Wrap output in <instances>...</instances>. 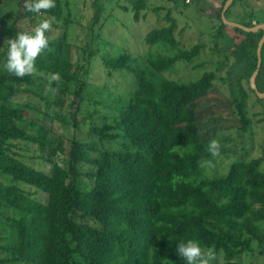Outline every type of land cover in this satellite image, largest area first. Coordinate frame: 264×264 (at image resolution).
Returning a JSON list of instances; mask_svg holds the SVG:
<instances>
[{
  "label": "trees",
  "instance_id": "obj_1",
  "mask_svg": "<svg viewBox=\"0 0 264 264\" xmlns=\"http://www.w3.org/2000/svg\"><path fill=\"white\" fill-rule=\"evenodd\" d=\"M179 1L174 0L176 4ZM25 2L17 0L19 10L7 25L8 39L29 31L17 26L22 18L32 21L54 16L58 20L64 15L62 0H55L56 7L43 14L27 12ZM131 2L133 17L138 20L148 6L147 0ZM164 18L168 25L149 30L144 40L176 47V21L169 11ZM219 19L221 33L217 36L225 39L227 25L221 13ZM69 21L65 20L60 35L46 34L55 39H50V50L38 57L36 68L49 77L59 73L62 82L80 84L77 66L66 58ZM234 29L242 38L234 44L232 53L242 50L246 54L250 76L256 68V48L263 30ZM7 49L8 45L0 67V173L11 180L0 181V214L8 211L4 218L10 234L7 244L0 247L11 256L3 262L185 264L175 249L187 239L213 247L215 253L223 255L224 264H241L237 260L241 254L256 248L264 252L263 157L235 160L225 174L212 178H201L200 166V160L208 154V140L224 129L214 124L221 114L212 107L216 103L221 109L232 110L240 122L239 130H245L251 122L247 98L250 91H255L252 87L246 90L237 80L232 95L221 94L212 84L216 78L213 71H204L188 82L165 79L157 87L136 64L135 57L120 52L101 59L108 76L114 70L126 69L135 78V87L116 124L104 123L88 130L96 136L98 146L61 135L53 140L50 128L31 113L34 106L17 98L33 96L31 87L36 77L21 79L8 74L3 67ZM200 49V44H194L172 56L157 53L147 61L156 71H165L177 60L191 62ZM262 67L261 62L255 77L259 91H264V82L262 87L257 85ZM51 86L58 87V82H51ZM216 90L222 96H212L213 105L206 103ZM13 141L53 147L68 157L69 166L55 162L50 173L34 168L10 150ZM105 144L116 148L108 149ZM82 162L94 167L86 172L92 178L90 187H84L78 178L77 164ZM20 184L45 193V201Z\"/></svg>",
  "mask_w": 264,
  "mask_h": 264
},
{
  "label": "rangeland",
  "instance_id": "obj_2",
  "mask_svg": "<svg viewBox=\"0 0 264 264\" xmlns=\"http://www.w3.org/2000/svg\"><path fill=\"white\" fill-rule=\"evenodd\" d=\"M62 1L64 15L56 20L48 34L60 35L65 20L69 18L67 42L70 48L66 58L77 66L76 75L81 83L59 81L58 87H52L49 75L37 71L34 74L36 81L31 87L34 90L33 96L17 97L34 106L31 113L40 117L42 123L50 128L53 140L61 135L66 139L75 137L78 140H89L98 146L96 136L90 135L88 130L104 123L116 124L119 111L127 104L128 94L135 87V78L126 69L114 70L108 76L101 59L115 57L120 52H129L135 57L136 64L157 87L165 79L180 82L196 80L204 71L215 72L216 78L212 84L221 94L232 95L237 80L246 90H249L248 86L251 87L252 74L248 76L246 54L242 50L232 53L234 44L242 38L241 33L234 26L226 24L224 31L227 38L223 39L220 34L217 36L222 0H180L178 4L174 0H147L148 6L141 11L138 20L133 17L131 0ZM16 10H19L17 0H0V67L8 39L7 25L13 20ZM168 11L176 21L174 35L179 45L175 47L163 41L147 44L144 37L149 30L168 25L169 22L164 18ZM224 17L225 20L240 24L251 22V26L259 23L252 21L254 18L264 22V0H233ZM42 19L45 18H35L32 21L22 18L17 26L30 31ZM258 30L262 29L256 31ZM194 44H200L201 49L191 62L177 60L170 69L156 71L147 61L148 57L157 53L172 56L179 49H189ZM261 62L263 67L257 80L258 87H262L264 82V47L261 49ZM219 91L211 92V99L206 103L213 105L212 96H222ZM214 106L212 108L218 109L221 114L219 119L214 120V124L224 128L212 137L220 141L221 155L213 158L208 152L200 160L201 178L225 174L230 164L238 159H264V96L255 91L248 93L247 115L251 122L245 130H239L240 122L232 110L221 109L216 103ZM203 109L207 108L204 106ZM211 140H208L207 149ZM13 142L15 145L10 150L16 151L34 168L50 173L55 162L65 168L69 166L68 157L55 151L53 147H40L24 141ZM105 147L116 148L114 144H105ZM208 161H212V167L207 166ZM260 169L264 171V160ZM93 170L94 167L90 164H77L78 178L84 187H90L92 178L86 172ZM10 180L9 176L0 173V181L8 183ZM20 186L32 192L39 200L45 201V193L25 184ZM7 213L4 210L0 214V246H5L9 241V227L4 218ZM10 256L0 247V264H13L3 262ZM237 260L241 264H264V252L260 253L256 248L253 252L241 254ZM214 264H224L221 253H216Z\"/></svg>",
  "mask_w": 264,
  "mask_h": 264
},
{
  "label": "clouds",
  "instance_id": "obj_3",
  "mask_svg": "<svg viewBox=\"0 0 264 264\" xmlns=\"http://www.w3.org/2000/svg\"><path fill=\"white\" fill-rule=\"evenodd\" d=\"M56 7L55 0H26L24 8L27 12L35 14L47 13ZM56 18L42 19L30 31H21L15 37L7 39V55L3 65L6 72L17 78L34 75L37 72L36 61L46 50H50V39L46 35L52 31ZM50 82H59V73H51ZM221 143L217 139H212L208 144V152L211 157L217 158L220 153ZM208 167H212V161L207 162ZM185 264H214L216 253L213 247H202L196 239L180 241L175 249Z\"/></svg>",
  "mask_w": 264,
  "mask_h": 264
},
{
  "label": "water",
  "instance_id": "obj_4",
  "mask_svg": "<svg viewBox=\"0 0 264 264\" xmlns=\"http://www.w3.org/2000/svg\"><path fill=\"white\" fill-rule=\"evenodd\" d=\"M232 1L233 0H226L224 5H223V7H222V10H221V19L225 21V24L232 25L234 27L243 28L244 30H248V31H256L259 28H261L263 30L262 36L260 37V39L258 40V43H257V48H256L257 62H256V68H255V70L252 73L251 78H250V85H251V87L255 90V92L258 95L264 96V91H259L256 88V86L254 85V80H255V77H256V75L258 73V70H259V67H260V63H261V47H262V44L264 43V23H258V24H255V25L251 26V27H247V26H245L243 24H240V23H237V22L225 20L224 19L225 18L224 17L225 12L229 8V6L232 3Z\"/></svg>",
  "mask_w": 264,
  "mask_h": 264
},
{
  "label": "crops",
  "instance_id": "obj_5",
  "mask_svg": "<svg viewBox=\"0 0 264 264\" xmlns=\"http://www.w3.org/2000/svg\"><path fill=\"white\" fill-rule=\"evenodd\" d=\"M252 21H254V22H259V23H264L263 21L261 22V21H259V20H257V19H252Z\"/></svg>",
  "mask_w": 264,
  "mask_h": 264
}]
</instances>
